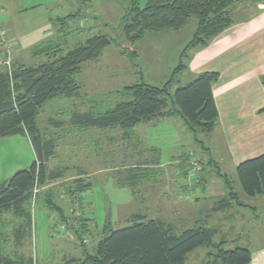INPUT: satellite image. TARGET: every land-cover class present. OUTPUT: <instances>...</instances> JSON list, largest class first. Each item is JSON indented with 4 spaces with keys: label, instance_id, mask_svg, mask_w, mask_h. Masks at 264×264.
Here are the masks:
<instances>
[{
    "label": "rangeland",
    "instance_id": "rangeland-1",
    "mask_svg": "<svg viewBox=\"0 0 264 264\" xmlns=\"http://www.w3.org/2000/svg\"><path fill=\"white\" fill-rule=\"evenodd\" d=\"M146 1L140 0V5L144 6ZM248 2L244 0L243 4ZM129 7L130 0H0V70L4 67L1 63L6 59V53L13 61L17 56L18 62L34 65L48 59L46 54L37 53L48 44L59 46L58 53L63 55L97 34H107L113 40L98 60L82 65L77 76L82 97H58L48 101L40 111L38 124L43 135L53 137L57 142L55 156L48 166L50 169H64L65 174L40 189L39 195L28 205L34 224L32 232L27 233L21 243L16 242V237L24 224L23 219L13 213L4 216V249L14 256L21 253L33 258L35 264H60L73 256L93 253L99 241L109 234L107 227L130 226L131 217L137 213L147 214L150 218L162 216L183 228L196 226L197 220L206 221L219 231L216 239L227 240L241 231H237L241 218L219 219L228 213L216 215L212 210L213 199L195 205L200 197L197 198L189 188L188 178L184 175L189 163V169H197V175L206 177V180L214 175L216 185L222 183L224 186V180L217 176L218 168L211 165L212 157L206 145L202 146L194 139L182 118L164 120L173 122L175 133L169 131L172 125L164 122L127 131L119 126L89 129L75 125L71 120L76 111H89L93 102L97 104V112H104L127 97L125 86L137 77L132 74V69L133 64L140 61L139 56L132 59L130 50L123 48L151 50L161 41L173 40L167 33H161L147 35L131 45L123 30L124 15L128 14ZM254 9L241 10L240 6L236 11L232 9L233 23L249 20ZM70 14L71 18H66ZM189 27L191 23L186 28ZM183 35L185 41L189 34ZM176 42L169 50H173ZM159 82L157 79L156 83ZM50 118L63 120L64 126L54 128L49 123ZM200 136L205 140L204 135ZM15 138L9 139L8 142H14L10 147L0 149L5 152L0 155V182L8 180L20 169L29 168L36 159L30 141L22 136ZM181 147L185 152L183 158L179 160L177 156L178 161L175 157L172 163H166ZM197 157L201 158L203 165ZM161 158L162 163H166L163 166H160ZM196 158L198 161L194 160ZM195 163H198L196 168ZM222 170L233 181L234 187L240 189L236 167ZM50 198L62 211L64 209V217L53 208ZM225 198L228 197L222 199ZM165 202L179 206L180 218L171 213V205L168 209L161 207ZM244 202L264 204V199L253 200L247 196ZM261 210L264 212V208ZM261 210L242 209V218L251 222ZM75 231L81 232V239ZM212 250L207 246L198 248L189 254L186 264L207 263Z\"/></svg>",
    "mask_w": 264,
    "mask_h": 264
},
{
    "label": "trees",
    "instance_id": "trees-1",
    "mask_svg": "<svg viewBox=\"0 0 264 264\" xmlns=\"http://www.w3.org/2000/svg\"><path fill=\"white\" fill-rule=\"evenodd\" d=\"M241 1L147 0L141 6L140 0H130L128 14L124 15L123 30L131 45L141 41L149 32L180 30L192 17H196L198 23L193 38L183 49L180 64L163 85L140 81L127 86L126 98L104 112H97V104L93 102L89 111H76L73 114V124L98 129L119 126L129 131L141 123L180 117L194 139L205 145L200 135L210 136L219 119L213 94V83L219 78V73L205 72L183 85L179 84V75L185 67L184 61L189 50L207 45L229 27L233 22L232 6ZM71 16L67 15L66 18L70 19ZM112 43L113 40L107 34H97L63 55L58 53L59 46L48 44L37 52L46 54L48 59H42L34 65L10 59L11 67L4 65L0 70V138L27 136L36 154L29 168L18 170L11 178L0 183V264H35L31 257L21 253L14 256L4 249V216L13 213L23 219L24 224L16 237V242L21 243V239L32 232L34 224L28 205L39 195L40 189L63 178L65 174L64 169H50L48 166L55 156L57 142L53 137L43 135L38 124L40 111L55 98L82 97L81 84L77 78L82 65L98 60ZM123 50H130L132 59L139 56L133 48L125 47ZM5 58L8 59L7 53ZM49 123L57 128L64 126L63 120L55 118H50ZM198 159L201 161V158ZM201 163L203 165V161ZM190 167L191 163L184 171L187 178ZM217 173L226 183L229 197L217 201L212 210H227L234 202L248 206L241 201L232 180L222 171L218 170ZM237 178L246 196L264 195V153L241 162L237 166ZM204 181L206 178L199 176V180L189 185V188L194 189ZM49 201L62 216L64 209L62 211L52 198ZM130 221L131 225L124 228L107 227L109 234L99 241L93 253L85 252L83 256L65 259L60 264H186L189 254L203 246L213 249L205 264H249L252 259L251 249L241 246L229 248L228 240L218 241L219 231L206 221L197 220L196 226L183 228L162 218H150L141 213L134 214ZM75 232L81 239V232Z\"/></svg>",
    "mask_w": 264,
    "mask_h": 264
},
{
    "label": "crops",
    "instance_id": "crops-1",
    "mask_svg": "<svg viewBox=\"0 0 264 264\" xmlns=\"http://www.w3.org/2000/svg\"><path fill=\"white\" fill-rule=\"evenodd\" d=\"M243 1L233 5V11H236L239 6L241 10L249 7L250 10L255 8L250 13L252 17L246 21L232 22L229 27L215 36L207 45L189 50L184 61L185 67L179 75V84L183 85L194 80L202 73H219V78L213 83V94L219 110V119L214 132L205 138V145L212 157L211 165L218 168L217 170L222 171V173H225L222 168L236 167L237 170V166L241 162L264 153V0H249L245 5ZM194 18L192 17L188 21L187 25L191 23L189 28H186V25L180 30H166L157 34L147 33V35L167 33V36L172 37L173 40L167 43L161 41V43L153 45L151 50H146V48L137 49L140 63L133 64L134 69H132V74L137 77L125 87L140 81L152 85H163L180 64L181 53L193 38L198 23L197 18ZM183 33L189 34L185 41L186 37ZM179 39L180 41H178ZM175 41H177L175 47L173 50H169ZM16 57L15 59L18 62L19 60ZM157 79L160 81L159 83H156ZM163 122L155 123L162 124ZM151 123L154 122L141 123L135 129ZM164 123L172 125L169 131L175 133L173 122L168 123L166 121ZM91 128L93 127L89 129ZM16 136H22L29 140L27 136L23 135L0 138V141H6L0 142V149L4 150V147H10L14 142H8L9 139H17ZM159 148L158 146L157 149ZM183 150L184 147H181L175 155H171L166 163H172L177 156L179 160L183 158L185 155ZM3 153L5 152L0 151V155ZM176 160L178 161V158ZM160 162V166L166 164L162 163V158ZM225 174L227 175V173ZM217 176L219 175L217 174ZM215 178L212 175L204 183L193 189L196 197H200L195 205L213 199L215 206L216 202L223 197H229V189L226 183L224 182V186H222V183L216 185L214 184L217 183ZM235 189L239 193L241 201L248 206H240L235 202L229 209L215 212V214L228 213L227 216L220 217V220L235 218L236 216L239 219L241 218L242 223L239 224V230L237 229V231H241L237 232L236 237H228V247H247L252 251V259L249 264H264V212L261 210L264 208V204L263 202L261 204L255 202L254 205H251L244 202L247 196L243 193L241 186L240 189H237L235 185ZM251 198L262 200L264 195ZM171 203L165 202L161 207L168 209L171 205V213L180 218L181 209L179 206L177 207L176 203ZM245 208H251L257 212L261 210V212L255 215L256 217L254 216L253 221L249 222L244 217L242 218L244 214L241 211ZM159 218L175 224V222L165 217L160 216ZM217 240L222 241L221 238ZM83 254L77 257L83 256Z\"/></svg>",
    "mask_w": 264,
    "mask_h": 264
},
{
    "label": "built area",
    "instance_id": "built-area-1",
    "mask_svg": "<svg viewBox=\"0 0 264 264\" xmlns=\"http://www.w3.org/2000/svg\"><path fill=\"white\" fill-rule=\"evenodd\" d=\"M0 21H1V18H0ZM3 34H4V32H3ZM9 47H11V45H9ZM1 64L10 68L11 67V60L8 58L7 60L2 62ZM194 160L198 161L197 158L194 159ZM194 160L192 161L193 164H194ZM197 166H198V163H195L194 168H196ZM196 171H197V169H192L191 170V172L189 174V177H188L187 184L192 185V184H194L195 182H197L199 180V175L196 174Z\"/></svg>",
    "mask_w": 264,
    "mask_h": 264
},
{
    "label": "water",
    "instance_id": "water-1",
    "mask_svg": "<svg viewBox=\"0 0 264 264\" xmlns=\"http://www.w3.org/2000/svg\"><path fill=\"white\" fill-rule=\"evenodd\" d=\"M131 48V47H130Z\"/></svg>",
    "mask_w": 264,
    "mask_h": 264
}]
</instances>
